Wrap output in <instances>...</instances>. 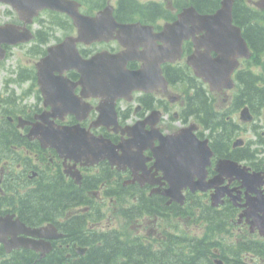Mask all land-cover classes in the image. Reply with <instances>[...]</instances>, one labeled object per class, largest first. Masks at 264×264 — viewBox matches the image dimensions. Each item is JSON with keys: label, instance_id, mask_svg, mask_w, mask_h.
Listing matches in <instances>:
<instances>
[{"label": "flooded vegetation", "instance_id": "af4514ba", "mask_svg": "<svg viewBox=\"0 0 264 264\" xmlns=\"http://www.w3.org/2000/svg\"><path fill=\"white\" fill-rule=\"evenodd\" d=\"M222 1L89 0L87 8L81 9L82 13L96 16L112 5L119 24L141 23L158 34L165 25L176 21L183 10L194 7L201 14H211L221 7ZM232 7L236 25L264 26V0H232ZM64 19L57 27L59 35L50 42L37 33L35 25V39L39 38L41 43L39 48H34L35 42L25 48L29 57L27 70L17 75L13 70L3 71L8 79L20 80L21 73V81L6 82L3 78L0 82V217L15 216L30 231L46 228L40 232L42 239L24 235L35 249L8 254L0 243V261L8 255L13 259L11 263L17 260L18 264H94L102 255L101 264H264V183L258 188L263 195L259 203L254 201L255 193L247 194L242 181L229 177L224 179L223 186H229L233 195L240 193L237 206L230 197H225L220 207L210 205L214 189L196 193L188 189L184 203L179 204L165 195L170 183L155 168L156 158L151 149L145 152L146 172L135 173V179L130 169L118 171L107 161L94 167L75 160L65 162L57 151L29 137L33 127L44 120L70 126L79 123L82 117V126L95 134L104 135L115 144L122 139L121 134L111 129L92 127L99 115L101 98L84 91L77 70H46L40 83L36 64L48 55L50 46L60 45L67 38L74 40L84 60L102 48L112 53L128 51V47L116 41L109 44L77 41V28L72 20ZM145 36L149 37L150 32ZM249 37L253 40L255 34ZM144 43L138 45L137 53L150 47L148 41ZM24 47L5 48L10 52ZM167 64L168 70H162L168 83L166 91L159 87L154 92H135L131 101L118 100L117 111L124 126L147 122L144 129L150 131V122L157 118L156 127L162 134L175 131L185 102L172 83L173 70H169L172 64L162 67ZM142 65L143 62L135 60L128 62L127 67L136 72ZM47 96L51 101H64L59 103L55 115ZM70 102L79 104L77 113H64L75 108L67 106ZM192 123L189 121L185 126ZM198 133L201 135V131ZM261 135L263 139L259 138L261 143L256 146L258 139L241 149L220 148L219 157L215 156L208 167L209 178L218 175L216 166L222 159L242 163L251 173L264 175V132ZM159 144L156 139L155 146ZM247 196L252 201L250 211L246 207ZM115 198L119 213L113 205ZM144 246L155 253L146 261Z\"/></svg>", "mask_w": 264, "mask_h": 264}, {"label": "water", "instance_id": "95a60500", "mask_svg": "<svg viewBox=\"0 0 264 264\" xmlns=\"http://www.w3.org/2000/svg\"><path fill=\"white\" fill-rule=\"evenodd\" d=\"M0 2L12 5L20 12L21 17L28 22L40 10L45 8L67 13L80 28L81 40L85 41L106 40L105 36H111L114 28L117 27L109 10L99 14L95 19H91L81 15L79 4L71 0H0ZM231 21V7L225 2L222 9L210 16L202 17L197 15L193 9L187 10L176 23L168 25L158 37L164 44L158 51L162 59L175 61L181 54V46L185 39H189L190 36H194L196 33L205 32L203 37L195 39L197 51L189 58L188 62L195 69L197 76L210 83L212 91L231 88L233 86L231 75L238 65V57L249 55L247 44L241 36L240 29L233 27ZM119 27L121 30L118 39L124 42L129 39V37L126 38V32L134 31L138 26ZM15 34V30L11 26L0 27V59L4 58L3 43L15 44L30 39V37L20 38L15 36ZM202 48L205 51H201ZM49 51L50 56L44 59L43 63L38 64L40 76H42L43 70H54L57 67H61V61L65 60V57L60 56L61 48L50 49ZM212 51L216 52L218 56L213 58L211 56ZM103 58H106L110 64H101L100 62ZM125 63L126 59L124 56L110 57L107 55L102 58L100 56L95 57L89 63H85L86 66L80 69L83 74L81 84L84 89L93 85V87L89 88L92 92L110 97L111 102H114V99L119 97L124 91L123 87L125 88L128 77L132 81H136L137 74L130 76L131 73H129V76L127 75ZM126 91L129 92L130 89ZM241 117L244 121L252 120L248 108L241 112ZM109 123L117 124L116 121L109 122L105 116H101L97 125ZM191 136L187 131H183L180 135L161 139L163 144L162 152L168 150L170 146L172 151L171 159H174L180 150L193 149L195 147L194 144H196L200 147L201 152L211 155L207 142L197 143L196 138L193 135ZM42 140L46 142V145L57 149L62 155L78 156L79 159H85L93 164L98 163L101 159H108L112 166L119 168L123 165L133 167L134 163L137 162L133 158L132 152V149L135 148V141L132 140L129 145L125 143L115 146L109 140L95 138L78 127L64 128L56 131L55 134H43ZM118 150L122 151V154H119ZM184 154H181V157ZM202 155L204 156V154ZM193 169L194 166L192 164H186L184 169L173 170L174 175L171 176L176 180L183 178L187 181L184 185L175 183L174 191L178 195L183 187L189 186L196 190L197 187L204 185L203 175L200 177L196 187H193L194 184L188 181L187 176ZM184 170L187 176L182 175ZM207 187L208 185L202 188Z\"/></svg>", "mask_w": 264, "mask_h": 264}, {"label": "trees", "instance_id": "16d2710c", "mask_svg": "<svg viewBox=\"0 0 264 264\" xmlns=\"http://www.w3.org/2000/svg\"><path fill=\"white\" fill-rule=\"evenodd\" d=\"M254 33V32H251ZM255 34V33H254ZM251 40V44L256 48L260 49L263 46V42L259 40V36L255 34V37ZM255 65L263 66L264 67V59H260L259 56H257L254 59ZM264 80V76H252L251 74L247 73L246 71H242L238 75V81H239V88L237 90V93L235 95L237 108L248 106L251 111L258 115L260 113L261 107L264 106V90L260 89L256 84L257 81ZM198 92L199 96H196V94L192 95L190 97L191 100H196L194 106H197L200 109H204L207 116L205 122L206 126L210 127L213 132L222 131L223 128L227 130L231 129V122H226L224 117H221L217 114H214L213 106L209 103V98L206 95V91L199 89L196 90ZM200 112V114L202 115ZM201 115L199 117H201ZM218 136H222L219 134ZM223 139V138H222ZM220 140V139H219ZM61 200V199H60ZM51 203V202H50ZM53 203V202H52ZM97 257V256H96ZM104 257L101 255L96 258V261L94 264H101V260Z\"/></svg>", "mask_w": 264, "mask_h": 264}, {"label": "rangeland", "instance_id": "374dc122", "mask_svg": "<svg viewBox=\"0 0 264 264\" xmlns=\"http://www.w3.org/2000/svg\"><path fill=\"white\" fill-rule=\"evenodd\" d=\"M18 19V14L13 11L10 7L0 5V21L1 22H9L10 20ZM59 35V34H58ZM26 49H15L12 50V55L8 58L4 65L0 67V70H17L20 65H24L28 63V57L26 55ZM260 69V68H258ZM4 76V73L0 71V79ZM233 91H229L225 96L227 99H230ZM221 102V100H220ZM239 119V113L237 117ZM242 139H247L246 135H242L240 137ZM250 139V138H249ZM251 140V139H250Z\"/></svg>", "mask_w": 264, "mask_h": 264}]
</instances>
